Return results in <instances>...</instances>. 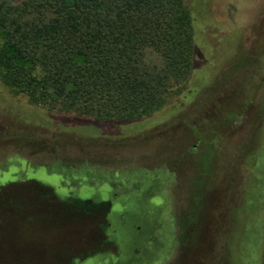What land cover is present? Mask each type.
Wrapping results in <instances>:
<instances>
[{
    "label": "rangeland",
    "instance_id": "374dc122",
    "mask_svg": "<svg viewBox=\"0 0 264 264\" xmlns=\"http://www.w3.org/2000/svg\"><path fill=\"white\" fill-rule=\"evenodd\" d=\"M185 1L204 57L142 120L61 114L0 79V264H65L70 248L79 264H264V0ZM162 63L148 51L149 69ZM90 199L132 212L153 255L123 243L81 259L103 222Z\"/></svg>",
    "mask_w": 264,
    "mask_h": 264
},
{
    "label": "trees",
    "instance_id": "16d2710c",
    "mask_svg": "<svg viewBox=\"0 0 264 264\" xmlns=\"http://www.w3.org/2000/svg\"><path fill=\"white\" fill-rule=\"evenodd\" d=\"M200 34L185 0H0V79L61 114L142 120L167 103L168 85L183 92L204 57Z\"/></svg>",
    "mask_w": 264,
    "mask_h": 264
},
{
    "label": "flooded vegetation",
    "instance_id": "af4514ba",
    "mask_svg": "<svg viewBox=\"0 0 264 264\" xmlns=\"http://www.w3.org/2000/svg\"><path fill=\"white\" fill-rule=\"evenodd\" d=\"M12 183H9V184H12ZM14 183L17 184L16 182H14ZM34 183L36 184V186L40 187L43 192H45L47 194L49 193L53 197L56 198L55 189H53L51 187L43 186L42 184L37 183V182H34ZM3 186L4 185H2V187ZM59 199H57V201H60L61 203H76V202L81 203V202H83L80 198H75L73 196H65L64 198H59ZM86 202L87 203L98 202V205H96L99 207V209H98L99 214L97 216V220L103 218V222H101L99 225L100 230L97 231V233H96L98 235L97 238L94 237L92 239V237H90L89 238L90 242L84 241L83 244H81L80 246L78 245V247H81L84 245L82 247V249L80 248L81 249L80 252L84 253V256H82L81 259H83V260L87 259L88 257H86L87 255H85V254L89 255L90 251L98 250L99 252L96 254H93V255L91 254L90 255L91 257H89L87 261L94 260V259H96V257L99 254H105L104 251H106L109 248L119 249V245L121 246L123 243H124L123 246L125 248H127V249L133 248V250H135V251L140 250L141 254H143L144 256H152L153 255L151 253V250L149 251L148 248L144 247V245H143L144 238L142 237V235L136 236V237L132 235V233H133L132 232V229H133L132 226H134V221H135V219H134L135 215H133L132 212H129L127 210V212H124V214L122 216H120L117 214V212L115 210H112V211H110L109 214H106L108 212L111 204L103 203L102 201H99L96 199L86 200ZM141 222H142V228H143L142 232H143V234H145L148 237V234L153 232L152 231V229L154 228L152 226L153 224L148 222L147 219H145L143 221L141 220ZM128 234L132 235V237H130ZM129 237H130V239H129ZM85 245H87V248L84 249ZM74 249H76V248H74ZM72 250H73V248L68 249V251L64 254V257L62 258L61 263L79 264L81 262V261H78L77 259L74 260V258L68 257V255L70 254V252ZM105 256L107 257L109 255L105 254ZM109 257L111 260H113L112 256H109ZM104 258L105 257H103L102 259H104ZM148 258H152V257H148ZM133 259L134 258L132 257L130 259V262Z\"/></svg>",
    "mask_w": 264,
    "mask_h": 264
}]
</instances>
